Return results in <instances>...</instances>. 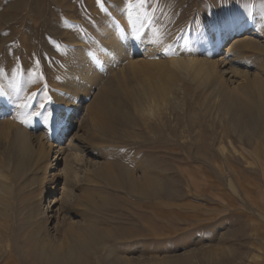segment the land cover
I'll list each match as a JSON object with an SVG mask.
<instances>
[{
	"label": "rangeland",
	"instance_id": "374dc122",
	"mask_svg": "<svg viewBox=\"0 0 264 264\" xmlns=\"http://www.w3.org/2000/svg\"><path fill=\"white\" fill-rule=\"evenodd\" d=\"M256 17L264 24V0H104V10L96 0H0V104L11 97L31 108L0 119V139L23 126L43 134L58 177L44 205L56 195L61 207L48 236L36 230L26 206L31 176L13 170L15 196L0 203V264H264V103L237 116L221 88L177 75L141 108L122 101L109 130L93 126L87 100L75 123L58 129L76 116L61 118V100L87 65L103 75L102 87L128 54L172 56L176 42L189 57L241 21L249 33ZM247 41L243 53L226 51L232 37L215 54L240 87L264 81V35ZM41 100L56 115L53 127L33 114ZM108 161L116 180L105 174ZM146 171L157 181L133 194L128 183ZM79 228L91 240L67 244Z\"/></svg>",
	"mask_w": 264,
	"mask_h": 264
},
{
	"label": "bare ground",
	"instance_id": "6f19581e",
	"mask_svg": "<svg viewBox=\"0 0 264 264\" xmlns=\"http://www.w3.org/2000/svg\"><path fill=\"white\" fill-rule=\"evenodd\" d=\"M243 25H245V21H241L234 27L227 28L225 31L212 33L206 38L207 46L205 45V49L201 50L202 52L199 54L192 53L189 57L184 55L183 45L176 42H172L173 46L171 48L176 55L171 56L166 52L165 57L163 52L150 48L145 50V59H135L128 54L122 59L126 67H122L117 71L113 83L105 84L102 87L99 85L101 84L103 75L97 73L95 66L93 67L92 64L90 66L86 63L87 66L84 67L87 72H85L84 75L82 74L80 86L76 89H71V86L67 85L69 87H67V92H65L67 97L61 100V112L64 114L61 118L66 119L73 111H76V116L69 120L70 122H63V126L62 124L59 125V133H63L65 129L75 123L78 115L82 114L81 107L85 104L86 100L90 101L89 105H87V110L90 111V118L93 121V126H95L97 130H109L112 127V115L122 108V101L126 100L134 104L135 107L141 108L144 101L150 103V98L162 96L164 89L166 90L164 86L165 80L167 87L168 80L177 75L182 78L197 80L200 84L208 85V83H211L221 88L219 91H224L225 102L233 107L234 115L241 116L250 112L254 106L264 103L263 78L260 79L257 77L253 82L247 81L246 79V82L242 83L241 87L236 86L235 79L227 77V69L224 67V61L215 58L216 51L220 49L229 38L231 39L234 37V42L231 45L232 49L228 50V48L226 51L231 53L236 51L239 54L241 52L243 53V51H245L243 49L250 47L251 42H253L252 40H250L251 42L247 41L249 35L258 33L264 35L263 20L259 17L255 18L253 29L249 30V33L242 34V32H244ZM226 37L228 39H226ZM252 45H254V42ZM167 50L168 49H166V51ZM198 52H200V50ZM110 60L111 59L104 60V63L106 62V64H108ZM94 86H98L97 91H92ZM114 99H116V101H114ZM162 101H164V99ZM13 104L11 97L5 98L3 104H0V119L5 118L9 111L21 116L27 114L31 109L25 106L14 107ZM140 108L138 110H140ZM122 109H124V107ZM144 109L145 106L141 110ZM3 135V139H0V203L6 201V198L9 196H15V185L12 182L14 175H12L13 170L27 177L30 175L31 187L29 191L31 194L29 195V201L26 205L28 206L27 212L29 213V217L33 219V222L36 224V230L41 229L45 235L48 236L50 230L48 228L49 220L52 218L55 219L56 222L61 210L60 205H57L60 201L59 198L56 195L51 196L52 193H56L58 177L57 174H50V168L54 165L53 162H51L52 149L50 143L44 141L43 134L40 135L31 132L26 126L17 127L14 132L3 131ZM109 163V161L105 163V174L116 180L114 169L111 163ZM94 177L96 178L97 176ZM156 181L157 179L153 173L151 174L146 171L142 177H137V179L131 178L128 185L133 194H142L145 193L149 187L153 186ZM50 193L49 203L44 205L46 195ZM50 208L51 210H49ZM50 211L54 213L51 216L48 215ZM79 229L80 230H75L76 232H71L69 237L67 239L65 238L66 241H64L69 245H77L83 244L86 240L91 238V230L89 232V230L83 228ZM124 263L126 264L128 261L126 260Z\"/></svg>",
	"mask_w": 264,
	"mask_h": 264
},
{
	"label": "snow or ice",
	"instance_id": "6c2138e0",
	"mask_svg": "<svg viewBox=\"0 0 264 264\" xmlns=\"http://www.w3.org/2000/svg\"><path fill=\"white\" fill-rule=\"evenodd\" d=\"M97 4L101 7V10H104V0H96ZM141 2H143V0H141ZM219 25L221 27H226L227 26V21H220ZM139 38V37H137ZM36 67L39 68L40 67V63L39 60H37L36 62ZM40 77L42 78L43 73H39ZM2 94V93H0ZM38 95V93H33L31 98L35 99L36 96ZM49 102H50V97L48 98ZM22 106H29V105H22ZM38 108L42 111H35L33 114L36 116H44L45 122L49 127H53L56 123V115L55 113L48 109L45 105V103L43 102V100H41V102L38 105ZM22 123H24L25 121H21Z\"/></svg>",
	"mask_w": 264,
	"mask_h": 264
}]
</instances>
